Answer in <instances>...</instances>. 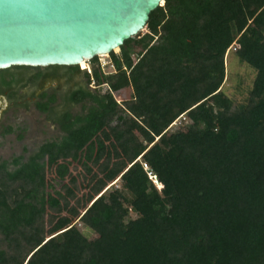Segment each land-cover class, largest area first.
<instances>
[{
    "label": "trees",
    "instance_id": "1",
    "mask_svg": "<svg viewBox=\"0 0 264 264\" xmlns=\"http://www.w3.org/2000/svg\"><path fill=\"white\" fill-rule=\"evenodd\" d=\"M146 28L141 53L109 55L114 73L89 61L107 91L72 96L87 109L60 140L0 161V264H264V0H165ZM233 46L255 71L241 103L222 90ZM180 117L192 127L169 133ZM71 162L92 175L86 199Z\"/></svg>",
    "mask_w": 264,
    "mask_h": 264
},
{
    "label": "water",
    "instance_id": "2",
    "mask_svg": "<svg viewBox=\"0 0 264 264\" xmlns=\"http://www.w3.org/2000/svg\"><path fill=\"white\" fill-rule=\"evenodd\" d=\"M161 6L159 0H0V71L79 67L109 56L143 32Z\"/></svg>",
    "mask_w": 264,
    "mask_h": 264
},
{
    "label": "rangeland",
    "instance_id": "3",
    "mask_svg": "<svg viewBox=\"0 0 264 264\" xmlns=\"http://www.w3.org/2000/svg\"><path fill=\"white\" fill-rule=\"evenodd\" d=\"M148 33L149 31L147 30V28H145L144 31L141 32L138 36L126 42L124 47L134 52L135 55L141 53L142 46L140 43V39ZM234 47L236 46H233L231 48L230 53L228 55L226 54L225 56V62H224L225 83L223 85L222 90L229 98H231L234 101H237L238 103H241L246 99L247 93L252 86V82L255 77V71L252 68L248 67L247 65L241 64L239 62V60L234 54L235 51ZM114 54L119 55L120 50H116ZM135 57L136 56H133L134 61L136 59ZM82 65L84 66L85 71H82V69L78 67L79 71L85 72L87 75L90 76L92 74L93 65L89 62H85ZM95 68L100 70V72L103 75H110L114 73V69L111 65V60L109 56H105L102 58L98 57ZM57 77L61 78L67 76H64V74L59 73ZM90 84L93 87L97 86V83L94 80H90ZM113 97L115 101L119 105H121L123 102L132 99L133 97L132 90L130 88L124 89L122 91L114 93ZM11 117L14 119V121H16L17 123H19V125H21V128L23 126H25V128H28V132L24 134V137L21 140L18 139L19 133L12 134L11 136H8L2 140L0 139V147H1L0 161H11L14 157H19V156H23L24 159H27L29 156L37 152L39 145L54 140L58 136L57 134L55 133L52 134L51 132L44 133L43 130L45 127L43 123V118L41 116H38L36 113H34L33 110H31L27 114H25L24 111L17 112V114L12 113ZM191 127L192 124L189 120H187L186 117H180L168 128V132L169 133L187 132ZM42 133L44 134V136ZM23 148H26L28 150H23ZM88 166L92 169L93 172L92 174H97L99 176L98 167H94L92 164H88ZM83 168L84 167L82 166L81 162H71L69 166V172L71 176L75 178L77 181V188H78L77 196L80 200L83 198L86 199L87 194L89 193V188L87 187L88 181L92 176V175H87ZM52 177H53L52 174H47L48 182L52 179ZM69 181H70V177H67L64 183H61L60 185L55 184V190L59 191L61 186L69 183ZM120 187H121V181L117 179L115 182L109 184L104 189V191L107 190V192H111L112 190L120 189ZM135 218L136 216L134 214H130V219H135ZM73 225L90 242L95 240L96 236L90 230H88L83 224H81L78 221H75Z\"/></svg>",
    "mask_w": 264,
    "mask_h": 264
},
{
    "label": "flooded vegetation",
    "instance_id": "4",
    "mask_svg": "<svg viewBox=\"0 0 264 264\" xmlns=\"http://www.w3.org/2000/svg\"><path fill=\"white\" fill-rule=\"evenodd\" d=\"M59 73L67 77H57ZM85 74L79 69L70 72L66 68L58 71L31 68L0 71V139L15 133L24 137L28 128L25 126L21 128V125L11 116L12 113L24 111L27 114L33 110L43 118L44 133H55L58 136L57 140H54H60L64 136L62 127L65 125L66 116L70 115L75 122L76 118L85 114L87 109L85 106L88 103L75 104L71 99L72 96L85 89L93 92L100 91L102 94L107 91L106 85L93 87L90 83L87 84ZM52 98L54 100L50 103ZM45 104H49V111L42 113L39 106ZM9 129L13 133H7ZM42 145L43 143L38 146V149ZM23 150L28 149L23 148Z\"/></svg>",
    "mask_w": 264,
    "mask_h": 264
},
{
    "label": "snow or ice",
    "instance_id": "5",
    "mask_svg": "<svg viewBox=\"0 0 264 264\" xmlns=\"http://www.w3.org/2000/svg\"><path fill=\"white\" fill-rule=\"evenodd\" d=\"M159 3L163 5L165 3V0H159Z\"/></svg>",
    "mask_w": 264,
    "mask_h": 264
},
{
    "label": "bare ground",
    "instance_id": "6",
    "mask_svg": "<svg viewBox=\"0 0 264 264\" xmlns=\"http://www.w3.org/2000/svg\"><path fill=\"white\" fill-rule=\"evenodd\" d=\"M99 57H105V55L104 56H99ZM85 62H81L80 64H79V66H81L82 64H84Z\"/></svg>",
    "mask_w": 264,
    "mask_h": 264
},
{
    "label": "built area",
    "instance_id": "7",
    "mask_svg": "<svg viewBox=\"0 0 264 264\" xmlns=\"http://www.w3.org/2000/svg\"><path fill=\"white\" fill-rule=\"evenodd\" d=\"M153 182L157 185V183H156V179H155V178H153Z\"/></svg>",
    "mask_w": 264,
    "mask_h": 264
}]
</instances>
